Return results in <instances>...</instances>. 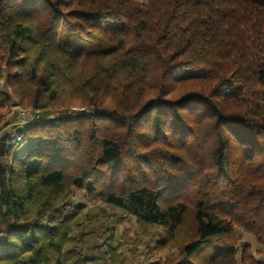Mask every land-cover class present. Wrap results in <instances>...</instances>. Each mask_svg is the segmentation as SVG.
Wrapping results in <instances>:
<instances>
[{
    "label": "trees",
    "instance_id": "obj_1",
    "mask_svg": "<svg viewBox=\"0 0 264 264\" xmlns=\"http://www.w3.org/2000/svg\"><path fill=\"white\" fill-rule=\"evenodd\" d=\"M1 84L0 126L14 104L87 112L25 126L22 153L0 138V264H132L129 219L134 264L234 227L264 244V0H0ZM239 251L206 264H264Z\"/></svg>",
    "mask_w": 264,
    "mask_h": 264
},
{
    "label": "rangeland",
    "instance_id": "obj_2",
    "mask_svg": "<svg viewBox=\"0 0 264 264\" xmlns=\"http://www.w3.org/2000/svg\"><path fill=\"white\" fill-rule=\"evenodd\" d=\"M106 24L110 27H114L115 23H108ZM189 73L188 71H179V74H186ZM1 89H5V86L3 84L0 85ZM82 112H87L85 108H78L74 107L72 110L63 113V114H50V113H44L40 110H32V109H20L16 104H14L11 107V112L7 115V120L5 122L4 126H0V138L9 135L10 136V142L13 145H15L16 149L22 153L23 151H27L30 149L33 142L30 140H24L21 138L17 142L16 136L20 134V131L27 125L35 123L37 121L46 120L48 118L54 117V116H70L73 114H80ZM82 200V193L76 192L71 197L70 201L71 203L75 204ZM91 213H102L104 209L105 211L110 210L109 208L105 207L101 204H95L91 206H87L86 208ZM193 213L192 209H187L185 215H184V225L183 229L181 230V236H180V244L185 245L186 243L192 241L196 235L193 228ZM118 228V234L120 236V239L124 241L125 243V254L128 258V260L134 264L137 263L136 256H140L138 249L140 245H142L145 241V239L141 236H137L136 232V226L133 223L132 219L126 220L123 224H121ZM95 238H88L87 245L92 247L93 244H95ZM243 244H247L250 246L253 253L256 255V257L264 263V244H259L256 239L248 233H245L241 231L238 228H233L231 231L220 234L216 237L210 238L205 240L202 243V246L200 249L196 250L192 254H190L186 261H184L183 264H206L208 259L215 254L216 252L222 251V250H228L232 249L238 252L240 254V246ZM144 251V250H143ZM92 253V251H89ZM96 255H99V253H96ZM139 260H144V256H140ZM145 261V260H144ZM95 264H102L100 261L96 262Z\"/></svg>",
    "mask_w": 264,
    "mask_h": 264
},
{
    "label": "built area",
    "instance_id": "obj_3",
    "mask_svg": "<svg viewBox=\"0 0 264 264\" xmlns=\"http://www.w3.org/2000/svg\"><path fill=\"white\" fill-rule=\"evenodd\" d=\"M16 140H17V142H18L19 140H21V134H18V135L16 136Z\"/></svg>",
    "mask_w": 264,
    "mask_h": 264
},
{
    "label": "bare ground",
    "instance_id": "obj_4",
    "mask_svg": "<svg viewBox=\"0 0 264 264\" xmlns=\"http://www.w3.org/2000/svg\"><path fill=\"white\" fill-rule=\"evenodd\" d=\"M32 142V141H31ZM34 142V141H33Z\"/></svg>",
    "mask_w": 264,
    "mask_h": 264
}]
</instances>
